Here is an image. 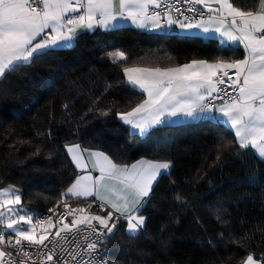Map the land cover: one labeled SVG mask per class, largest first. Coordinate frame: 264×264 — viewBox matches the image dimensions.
I'll use <instances>...</instances> for the list:
<instances>
[{"label":"trees","instance_id":"trees-1","mask_svg":"<svg viewBox=\"0 0 264 264\" xmlns=\"http://www.w3.org/2000/svg\"><path fill=\"white\" fill-rule=\"evenodd\" d=\"M232 3L255 10L258 0ZM114 51L125 52L127 62L109 60L106 54ZM243 56L242 48L228 51L213 39L130 26L81 33L71 48L35 56L0 78V186L19 188L21 203L35 219L57 204L77 175L65 145L103 151L120 165L140 158L171 160V174L159 180L140 213L147 218L144 230L132 236L121 222L105 238L108 264H242L248 254L259 259L264 162L251 149L240 157L225 151L221 145L234 146L236 139L216 121L156 126L140 136L116 115L143 99L125 83L123 67ZM177 193L186 205L175 201ZM65 202L87 205L74 198L60 205Z\"/></svg>","mask_w":264,"mask_h":264},{"label":"snow or ice","instance_id":"snow-or-ice-1","mask_svg":"<svg viewBox=\"0 0 264 264\" xmlns=\"http://www.w3.org/2000/svg\"><path fill=\"white\" fill-rule=\"evenodd\" d=\"M187 2L203 5L214 15H210L208 21L186 23L188 17L181 21L168 13L167 25L219 33L225 50L243 45L246 55L243 59L217 58L214 62L193 60L176 67H123L125 83L145 93L147 99L130 111L116 115L141 135H146L155 126L170 124L169 118L222 121L234 131L236 139L234 146L231 142L221 145L225 151H235L240 157L251 149L264 162V0H258L256 10H244L243 6H235L232 0ZM160 5L161 0H0V78L21 64H30L37 55L71 48L84 30H109L115 26L112 22L118 17L131 19L140 28H148L151 22L152 28L160 29L163 27L160 13H150V6L159 8ZM176 11L180 12V9ZM213 24L216 26L212 27ZM106 56L113 63L128 60L123 51L109 52ZM233 69L235 71L230 74L229 70ZM229 87L232 94L228 92ZM216 100L220 103H213ZM65 149L75 167L85 174L75 177L61 192L57 204H61L64 197H93V203L98 202L101 210L106 206L109 210L106 215H78L85 213V208H72L65 202V211L58 214L56 223L52 215L45 219L36 217L34 223L32 211L25 213L20 189L12 185L0 186V227L11 230L10 233L0 231V244L7 243L25 257L15 264H26L31 260V253L24 248L32 246L39 249L36 252L38 259L32 264H108L106 259L97 260L93 255L99 253V242L113 235L121 222L126 224V233L132 236L144 230L147 218L140 213L151 200L159 180L170 175L173 167L171 160L144 158L131 165H118L106 153L81 148L80 144L65 145ZM34 154L38 155L39 149ZM217 160H220L219 155ZM93 170L99 175L93 176ZM174 199L181 205L187 204L179 193ZM91 207L89 204L88 208ZM48 212L56 213V209L49 208ZM68 217H72L71 221L64 222ZM58 223L62 226L56 227ZM54 227L56 230L52 235L49 230ZM82 229L96 235V240L88 242L83 250H79V244L72 249L59 245L61 254L58 255L59 241L67 239V233H79ZM25 241L27 245L23 244ZM82 252L89 254L88 261L78 259ZM6 256L11 253L0 248V264H4ZM243 264H264V255L256 259L253 254H248Z\"/></svg>","mask_w":264,"mask_h":264},{"label":"built area","instance_id":"built-area-1","mask_svg":"<svg viewBox=\"0 0 264 264\" xmlns=\"http://www.w3.org/2000/svg\"><path fill=\"white\" fill-rule=\"evenodd\" d=\"M179 8L180 12H177L176 9ZM159 12L160 13V17L165 14V13H171L175 19L184 21V17H188L189 20L188 21H184V22H194L196 20L202 19L204 17L207 16V12L201 8H199L196 4H192V3H188L187 0H161V5L159 8L153 7L151 9L150 12ZM200 12H203V15H200ZM181 13L183 15H181ZM235 70H229L230 74L231 72H234ZM233 79H235V77H232ZM221 87H224L223 85ZM228 92L229 94H232V89L229 87L228 88ZM213 103L215 104H219L220 101L216 100L213 101ZM49 208H54L56 209V213H49L48 209ZM47 209H45L44 211L38 212L35 215L36 217H39L40 219H45L48 215H52L53 217V222L56 223L57 221V216L60 212L65 211V209L63 208V206H61L60 204H55L52 207H49ZM71 217H68L66 221L70 220ZM64 221V222H66ZM94 224H96L95 222H93ZM59 224V223H58ZM58 224H56V226H58ZM0 231H2L0 229ZM52 235L55 234V232L51 233ZM65 235L64 233H62V236ZM67 239L64 240H60L59 244L57 246V254H61L60 253V247L59 245H63L64 248L66 249H72L76 246V244H79L80 249L79 250H83L84 248H86L87 243L91 242V241H95L96 240V235H90V232L88 230H81L79 233H67ZM88 239H85V238ZM8 240V236H5V241ZM104 241L105 239H102L99 242V253H94L93 255H96L97 260L99 259H106V255L104 254ZM14 242V241H13ZM24 245H27V242H23ZM49 247H51V244H49ZM0 248H3L4 251L6 252H10L11 256H6L4 257V264H15L16 261L18 260H24L25 257L22 255V253L19 252V250H13L10 246L7 245V243L5 244H0ZM39 249L36 246H32V247H25L24 251L30 252L31 253V260H27L26 264H32V261L37 260V256H36V252ZM45 252H47V249H43ZM62 255H66V253H63ZM78 259H83V261H88L90 259V256L88 253L86 252H82L81 257H78ZM107 260V259H106Z\"/></svg>","mask_w":264,"mask_h":264},{"label":"crops","instance_id":"crops-1","mask_svg":"<svg viewBox=\"0 0 264 264\" xmlns=\"http://www.w3.org/2000/svg\"><path fill=\"white\" fill-rule=\"evenodd\" d=\"M199 8H201V9H203V10H205L206 12H207V16L206 17H204V18H202V19H199V20H201V21H208V19H209V16L210 15H214V13H209L208 12V10H207V8H205L203 5H200V4H196ZM213 7H217V5H215V4H213L212 5ZM153 7H155V6H150V11H151V9L153 8ZM256 10V9H255ZM151 13V12H150ZM167 14H168V12L167 13H165V14H163L161 17H160V23H161V25L163 26L162 28H160V29H154V28H152L151 27V22H149V27L148 28H140V27H138L136 24H134L132 21H131V19H126V18H120V17H118V19H117V21H113L112 23L115 25L114 27H112V28H110L109 30H103V29H96V30H93V31H88V30H84V31H82L81 33H91V32H98V31H100V32H106V31H110V30H113V29H115V28H118V27H124V26H130V27H134V28H137V29H140V30H144V31H151V32H156V33H166V34H178V35H185V36H198V37H201V38H203V39H213V40H216L219 44H221L220 43V36H219V33H215V32H208V33H206V32H204L202 29H191V30H188V29H181L178 25H176V24H173V25H171V26H169V25H167V18H168V16H167ZM171 14V13H170ZM171 16H172V18L173 19H175V17L171 14ZM195 22V21H194ZM193 22V23H194ZM187 23V22H186ZM216 25L215 24H213L212 25V27H215ZM80 33V34H81ZM75 42V41H74ZM74 42H73V44H74ZM73 46V45H72ZM237 47H240V48H242L243 49V51H244V56L246 55V52H245V50H244V48H243V45H239V46H237ZM244 56L241 58V59H243L244 58ZM193 60H204V59H192V60H189V61H186V62H184V63H181V64H172V65H168V66H155V67H176V66H179V65H182V64H187V63H190L191 61H193ZM208 61V60H207ZM209 62H214V61H209ZM132 66H138V65H132ZM139 67H147V66H139ZM124 74V73H123ZM125 77V76H124ZM125 80H126V77H125ZM137 90H139V89H137ZM140 91V90H139ZM141 92V91H140ZM142 93V92H141ZM143 94V99H142V101L144 100V99H147V95L145 94V93H142ZM135 107V106H134ZM172 122L170 123V124H166V125H173V124H181V123H195V122H198V121H201V120H204V119H206V118H200V119H191V118H185V117H180V118H169ZM209 120H212V121H216V122H219L220 124H222L223 126H225V127H227V128H229L232 132H233V134H234V131L228 126V125H226V124H224L222 121H218V120H215V119H209ZM129 126V125H128ZM156 127V126H155ZM155 127H153V128H155ZM129 128H130V126H129ZM153 128H150L149 129V131L150 130H152ZM130 130L132 131V132H134V133H136V134H138V135H140V136H144V135H141V134H139L138 133V131H135V130H132L131 128H130ZM148 131V132H149ZM72 144H79V143H72ZM68 145H71V144H68ZM81 148H85V147H83V146H81ZM66 150V149H65ZM92 150H96V149H92ZM98 151H100V150H98ZM67 152V151H66ZM103 152V151H102ZM67 155H68V157H69V159H70V161L72 162V160H71V158H70V156H69V154L67 153ZM86 155V154H85ZM141 159V158H140ZM140 159H137V160H140ZM145 159V158H144ZM137 160H135V161H133V162H131V163H129V164H126V165H131V164H133V163H135ZM113 161V160H112ZM115 163V162H114ZM72 165H73V167L77 170V175H83V174H85V172H83V171H81V170H79V169H77L76 167H75V165L73 164V162H72ZM118 165H120V164H118ZM76 175V176H77ZM92 175L93 176H97V175H99V172L98 171H96V170H93L92 171ZM75 179V178H74ZM74 181V180H73ZM72 181V182H73ZM109 183H111V182H109ZM71 185V184H70ZM69 185V186H70ZM6 186H8V185H6ZM68 186V187H69ZM5 187V186H4ZM67 187V188H68ZM20 194H21V190H20ZM66 198H74V199H85L86 201H87V205H85V206H76V207H72V208H77V207H83V208H85V210H86V213H88V214H100V215H106V213H101V211L99 212V210H101L100 209V207H99V210H98V208L96 207V206H99V203L97 202V203H93V197H89V198H76V197H64L63 199H66ZM89 204H91L92 205V207H91V209H89L88 208V205ZM27 210H31V209H28L27 207H25V213L27 212ZM106 212L109 210L108 209V207L106 206L105 207V209H104ZM32 211V215L34 214L33 213V210H31ZM25 213H21V214H25ZM33 222L35 223V219H34V215H33ZM21 226H24L23 224L21 225ZM45 227H46V225H45ZM56 227H59V226H56ZM125 228H126V224H125ZM0 229L2 230V231H4V232H6V233H10V231L11 230H8V229H4V228H2V227H0ZM55 230H56V228L54 227V228H52V229H50L49 231H50V233H52V232H55ZM37 234L39 235L40 234V228H39V226H38V232H37ZM8 236V235H7ZM255 258V257H254ZM246 259V258H245ZM257 259V258H256ZM243 264V263H242Z\"/></svg>","mask_w":264,"mask_h":264},{"label":"rangeland","instance_id":"rangeland-1","mask_svg":"<svg viewBox=\"0 0 264 264\" xmlns=\"http://www.w3.org/2000/svg\"><path fill=\"white\" fill-rule=\"evenodd\" d=\"M5 187H7V186H5ZM84 214H88V213H86V212L85 213H78V215H84ZM97 215H100V214H97ZM66 222H70V220L69 221H66ZM93 222H95V221H93ZM95 223H97V222H95ZM58 226L61 227L62 226V223H60Z\"/></svg>","mask_w":264,"mask_h":264}]
</instances>
